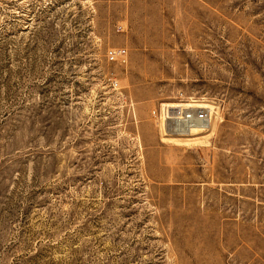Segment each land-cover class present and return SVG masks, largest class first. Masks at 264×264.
Returning <instances> with one entry per match:
<instances>
[{"label": "rangeland", "instance_id": "obj_1", "mask_svg": "<svg viewBox=\"0 0 264 264\" xmlns=\"http://www.w3.org/2000/svg\"><path fill=\"white\" fill-rule=\"evenodd\" d=\"M0 264H264V0H0Z\"/></svg>", "mask_w": 264, "mask_h": 264}, {"label": "built area", "instance_id": "obj_2", "mask_svg": "<svg viewBox=\"0 0 264 264\" xmlns=\"http://www.w3.org/2000/svg\"><path fill=\"white\" fill-rule=\"evenodd\" d=\"M107 58L109 61H119L126 63L127 50L126 48L110 47L107 50ZM178 102L174 104L165 103L153 113L158 116V119L163 123L172 125L177 131L189 128L195 122L206 123L210 118V110L205 107H188L183 97L178 98Z\"/></svg>", "mask_w": 264, "mask_h": 264}, {"label": "bare ground", "instance_id": "obj_3", "mask_svg": "<svg viewBox=\"0 0 264 264\" xmlns=\"http://www.w3.org/2000/svg\"><path fill=\"white\" fill-rule=\"evenodd\" d=\"M195 106V105H193ZM197 106V105H196ZM188 107H190L188 105ZM198 107H205L208 109V106H198ZM210 109V108H209ZM211 111V109H210ZM211 126V119L209 118L208 122L206 123H201V122H195L194 124H191L190 126H188L189 128H186V129H183V130H179L177 131L176 129H173V126L171 127L172 129H170V131H174V132H178V133H181V134H194L195 132H197L199 129H206V128H210Z\"/></svg>", "mask_w": 264, "mask_h": 264}]
</instances>
